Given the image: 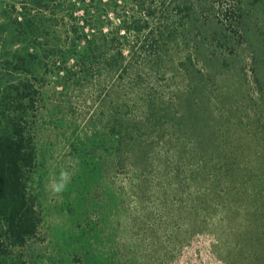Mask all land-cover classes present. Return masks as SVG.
Returning a JSON list of instances; mask_svg holds the SVG:
<instances>
[{
  "label": "trees",
  "instance_id": "trees-1",
  "mask_svg": "<svg viewBox=\"0 0 264 264\" xmlns=\"http://www.w3.org/2000/svg\"><path fill=\"white\" fill-rule=\"evenodd\" d=\"M66 6L81 14H64ZM245 8L243 0H54L52 14L65 31L63 41L47 44L53 61L65 63L55 75L64 88L102 98L94 106L98 119L83 123L92 163L136 173L121 203L128 229L143 233L128 237L133 252L157 240L174 257L207 236L212 255L231 264L240 242L239 225L230 220L262 209L250 200L255 193L264 198L260 172L243 191L250 207L225 197L239 121L263 127L264 80L238 51L246 39ZM213 18L219 32L211 30ZM23 60L15 56V68ZM8 88L0 102L7 105L0 110V257L32 255L43 220L30 186L39 162L33 124L39 88L27 79ZM240 88L247 96L241 102L231 92ZM238 111L252 116L243 120ZM102 221L94 213V222Z\"/></svg>",
  "mask_w": 264,
  "mask_h": 264
},
{
  "label": "rangeland",
  "instance_id": "rangeland-1",
  "mask_svg": "<svg viewBox=\"0 0 264 264\" xmlns=\"http://www.w3.org/2000/svg\"><path fill=\"white\" fill-rule=\"evenodd\" d=\"M243 2L246 3V39L238 51L240 55L244 51L243 63L247 67L251 68L254 61L264 80V0ZM53 4L54 0H0V102L13 80H31L40 92L33 119L39 162L30 186L42 207L43 218L34 253L15 252L0 257V264L32 261L34 264H222L208 250L207 236H197L189 247L173 251L174 257L157 240H153L155 246L150 250L132 251L128 237L137 235L142 239L143 233L136 226L128 229L121 203L134 185L131 181L136 180V173H126L123 167L108 172L103 164L96 167L92 163L96 155L83 123L98 119L94 106L102 98L92 92L79 95L72 84L64 88L63 79L55 75L63 69L64 61L58 58L53 61V55L47 53V44L63 41L65 31L59 24V16L52 14ZM20 12H25V19ZM63 12L81 14L72 6L64 7ZM16 16L21 18L16 20ZM108 16L118 24L116 13ZM210 27L214 32L220 30L216 20L211 21ZM17 55L24 60L22 67L15 68ZM231 92L238 95L239 102L247 97L242 88ZM2 109L6 112L7 105L0 103ZM245 113L238 111L237 116L243 120L252 116L251 112ZM262 115L261 128L239 121L236 133L240 143L230 150L235 163L225 197L238 200L245 208L250 207V200L259 201L262 207L257 213H241L230 220L232 225H239L234 231L240 242L231 264H264V198L256 193L250 200L243 197L247 178L251 180L256 172L264 174V111ZM61 171L69 173L70 181L62 193L54 195L50 184L59 178ZM94 213L101 214V223L94 222ZM257 232H263L261 241L254 238ZM146 237L151 236L146 234Z\"/></svg>",
  "mask_w": 264,
  "mask_h": 264
},
{
  "label": "clouds",
  "instance_id": "clouds-1",
  "mask_svg": "<svg viewBox=\"0 0 264 264\" xmlns=\"http://www.w3.org/2000/svg\"><path fill=\"white\" fill-rule=\"evenodd\" d=\"M69 181H70L69 173L66 171H61L59 178L50 184V191L54 195H58L62 193L67 187Z\"/></svg>",
  "mask_w": 264,
  "mask_h": 264
}]
</instances>
